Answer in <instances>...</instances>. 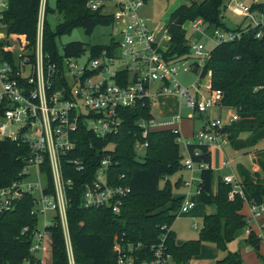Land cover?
Here are the masks:
<instances>
[{
	"label": "trees",
	"instance_id": "16d2710c",
	"mask_svg": "<svg viewBox=\"0 0 264 264\" xmlns=\"http://www.w3.org/2000/svg\"><path fill=\"white\" fill-rule=\"evenodd\" d=\"M92 0H57L56 8L48 4L45 11L44 50L53 60L60 61L57 40L71 35L77 29H84L92 35L99 26L114 27L115 17L93 10ZM170 16L167 33L169 47L165 53L168 61L188 59L191 49L185 30L187 23L202 19L208 32L216 30L239 31L243 25L232 29L225 22L227 0H184ZM41 0H9L5 17L8 37L16 38L23 50L36 46ZM252 12L264 14V2L253 4ZM58 13L62 22L54 29L49 16ZM261 33V37L257 34ZM119 42L112 40L109 46H95L73 42L64 47L65 57L77 58L89 53L92 58L104 52L113 55ZM1 55L10 61L14 53L9 43L0 41ZM212 73L214 90L223 93L222 104L234 110L239 121L226 129L230 144L236 151L256 148L264 140V25L243 30L241 37L232 42L217 45L207 61L204 75ZM123 78L129 75L124 73ZM121 128L116 135L97 138L88 131L84 123L80 126L78 145L65 161L67 179L74 181L69 192V227L73 242L76 264H117V244L126 248L142 243L136 253L138 263L154 258L153 247L166 235L165 246L173 264H191L199 256L204 243L214 245L226 254L222 264H242L229 246L243 236L249 228V221L243 214L245 201L240 195L230 200L232 190L223 178L216 177L212 167L200 173L199 185L202 203L214 207L215 213L207 214L200 237L183 245L177 244L173 225L179 216L184 198L177 197L169 177L179 173L184 166V155L178 142L180 134L172 130L156 131L149 134L145 159L136 150L137 142H145L139 122L155 118L151 101H141L135 108L120 109ZM198 150L199 156L194 152ZM29 149L10 139L0 140V188L11 186L19 179L26 165ZM196 163L212 164V152L207 145H191L188 149ZM106 155L112 158L110 182L124 184L131 188L124 199L121 212L114 213L108 208L85 209L82 207L84 186L94 181L97 169ZM79 159L85 164L83 172L77 171L69 160ZM255 163L261 171L253 174L244 167L239 168L240 182L245 197L250 202H264V151L257 154ZM124 176V178H122ZM166 181L164 187L161 183ZM52 182L50 183L51 186ZM182 181L177 182L178 187ZM195 199V198H194ZM196 200V199H195ZM34 197L25 194L15 202V207L0 213V264H22L30 258L32 236L39 226V218L32 214ZM28 228V231L25 229ZM46 263L68 264L64 232L54 225L47 228ZM246 244L260 253L262 238L251 231ZM259 258H263L260 254Z\"/></svg>",
	"mask_w": 264,
	"mask_h": 264
},
{
	"label": "built area",
	"instance_id": "2783aa9c",
	"mask_svg": "<svg viewBox=\"0 0 264 264\" xmlns=\"http://www.w3.org/2000/svg\"><path fill=\"white\" fill-rule=\"evenodd\" d=\"M146 1L148 0H96L94 2L98 3L92 4L95 11L113 2L117 9L116 13L107 12L114 15L121 35L118 49L113 55L109 56L104 52L100 57L92 58L88 52L90 59L85 64H80L79 60L87 53L77 58L60 54L59 62L53 60L44 50V21L48 0H41L35 48L14 53L13 62L0 54V140L10 139L25 145L30 153L19 179L9 187L0 188V213L12 210L15 202L25 194L32 195V214L39 218V224L40 217L46 219L47 214L54 213L45 229L54 225L62 227L68 264H76L68 219V194L74 189V181L67 179L65 161L78 145L82 123L97 138L116 135L121 128L119 110L135 108L146 99L151 101L153 107L156 101L153 99L152 89L158 87L157 83L160 86L156 90V98L163 95L177 96L194 113L203 115L215 107L225 108L222 104L223 93L213 89L212 73L209 71L204 75L211 55V51L201 42L208 34L204 20L190 22L194 31L188 42L190 57L170 62L165 57L168 48H162L148 22L140 17V9ZM228 2L229 10L246 21L243 24L244 31L264 25V14L251 10L252 5L260 3L259 1L250 5L243 0ZM8 9L9 0H0V33L6 28L5 17ZM243 30H216L213 39H216L217 45L232 42L241 37ZM257 37H261V33ZM164 40L169 42L170 37L165 35ZM124 59L128 63L124 69L117 70L119 60ZM181 70L195 77L188 87L183 86L178 79ZM124 73L129 77L123 78ZM204 78H208V81L203 82ZM182 119L180 115H175L139 122L145 142H137L136 150H146L149 146V134L162 130H172L175 134H180L178 142L187 149L191 145H207L210 149L216 147L223 150L230 145L226 129L239 121V116L233 112L225 120L221 117L214 118L191 139H184L181 135L178 126ZM194 155L199 156L200 152L196 150ZM69 162L77 171L85 170L83 161L73 159ZM112 164L111 156L106 155L96 171L94 181L84 186L83 208H108L116 214L121 212L123 201L130 194L131 188L124 184H111ZM196 164L200 172L211 167L207 163H196L189 154L184 168L192 172V177L190 181L184 182L189 192L183 197L179 215L196 207V196L191 191L195 186L197 194H201V178L197 180L195 177ZM224 166L229 167L230 162H224ZM31 168H35L39 180L46 177L45 187L41 181L36 185L27 182L32 177L29 173ZM223 181L232 187L230 200L240 195L249 208V228L245 231L248 235L253 231V221L264 216V202L258 204L248 201L243 186L235 175H227L223 177ZM35 190L40 192L39 197L35 195ZM46 234L40 231L39 226L36 228L30 247L31 259H25L22 264H47ZM165 238L166 235L153 247L154 258L141 263L137 262L135 256L142 249V243L137 246L128 245L126 248L117 244L114 249L118 254L117 264H173L165 246Z\"/></svg>",
	"mask_w": 264,
	"mask_h": 264
},
{
	"label": "rangeland",
	"instance_id": "374dc122",
	"mask_svg": "<svg viewBox=\"0 0 264 264\" xmlns=\"http://www.w3.org/2000/svg\"><path fill=\"white\" fill-rule=\"evenodd\" d=\"M56 1L57 0H48V5L55 9L56 8ZM96 0H92L89 3V6L92 7V4H97L98 2H94ZM198 2L202 0H196ZM229 0L226 1V6L228 5ZM244 1V0H243ZM261 2L263 3L264 0H245L246 4L250 5L254 2ZM182 4H185L184 0H148L144 4V6L140 9V17L146 21L149 22V25L151 28H154L155 30V39L160 42L162 48H166L168 46L167 40H162V37L167 35V24L170 19L171 14L178 9ZM103 10L104 14L110 13H116L117 9L114 6L113 3H107L106 7H101L98 10ZM225 22L227 25H229L230 28L236 29L238 26L242 25L244 23V18L238 17L234 14L232 10H229L227 7V11L224 14ZM62 16H60L58 13L51 14L49 16L50 23L52 27L55 29L58 24H60L62 21ZM45 22V21H44ZM189 24L187 23L185 27L189 28ZM116 26V27H115ZM114 27H104L99 26L97 27L92 35H87L84 31V29H77L75 30L71 35H65L57 40L58 48L60 53H64V47L69 45L73 42H81L85 45H87L88 50H90L91 47L95 46H109L112 43V40L120 41L121 35L119 32V29L117 28L118 25L115 24ZM191 29V27H190ZM45 30V25H44ZM153 30V29H152ZM192 31V30H189ZM193 32V31H192ZM189 36L191 37L190 33ZM0 40L7 42L11 45L13 53L17 54L23 48L21 47L19 41L14 37H8L6 28L3 30V32L0 33ZM201 42L205 45L206 49L209 51H212L216 45L217 41L216 39H213V32H208L207 37L202 38ZM25 51V50H23ZM89 52V51H88ZM87 52V55H85L83 58L79 60L80 64H85L89 59L90 55ZM118 58L120 56V50L117 52ZM128 63L126 59L119 60L118 64L116 65L117 70L124 69V66ZM190 64V63H189ZM180 83L188 87L190 84L194 81L195 77L191 73H186L184 70H181L178 77ZM208 81V78H204L203 82ZM158 87L160 86L159 83H157ZM157 86L152 89V96L153 99L156 101V103L152 107V113L158 117V119H164V118H170L175 115H180L183 119L181 121L182 123V130L183 133H195L198 134L202 129L204 128L203 124L206 121L207 118L213 119V118H222L227 119L229 112L222 111L221 108L215 107L213 109H210L205 114H199L194 113L191 110H189L184 103L181 101L179 102L176 100L177 98L174 96H165L160 97L157 96L156 98V90L158 89ZM193 115V119H190V116ZM210 121V120H209ZM193 124V127H192ZM181 149L184 155V159L182 161V165H185V162L189 159V154L187 152V148L181 144ZM260 148L264 149V142L260 145ZM225 152L221 151L220 149L216 147H211V151L213 154V164L212 169L214 170L216 177H225L227 175H233L238 173L239 167H244L246 169L256 171L257 169L253 165V159L252 155L255 154V152H252L251 155H245L243 152H236L231 146L225 147ZM261 149V150H262ZM138 155L140 158L145 159L146 156V150H137ZM230 162L229 167H223L224 162ZM182 171V172H181ZM179 173L176 175H173L169 177L170 183L173 187V191L175 194H183L184 196L188 194L189 190H186L184 186V182L190 181L192 177V172L186 168H183ZM36 170L35 168H31L29 170V173L32 174V177L27 180V182L36 185L40 181L42 183V186L45 187L47 183L46 177H43L39 180L38 176L35 174ZM200 170L198 168V165H195V177L197 180L200 179ZM183 177V186L177 185L178 180ZM166 184V181H163L161 183V187H164ZM198 185V183H197ZM197 186H195L194 189L191 191L196 196V207L191 210L188 213H182L180 214L177 219L174 222L173 230L177 235V240L180 243H186L189 241H196L200 237L201 230L204 225V217L207 215V213H215L214 207H207L205 206L200 198V195L197 194ZM35 195L37 197L40 196V192L35 190ZM54 213L47 214V218L40 217V224L39 229L42 233H46L45 226L47 223L51 221V218L53 217ZM196 224V228H195ZM254 230L259 233V230L257 229L258 225L255 223L253 225ZM256 233V234H257ZM259 234H257L258 236ZM249 235L246 233L243 234L242 237L234 241L230 246L229 250L234 253L240 255L242 264H264V244L260 248V253H258L255 248L252 246H249L246 244L245 240H247ZM47 237V234H46ZM263 243V240H262ZM261 243V244H262ZM261 255L263 258H259L258 255ZM225 258L224 253H219L215 246L212 244L204 243L202 246L201 255L199 258L194 260V264H222V259ZM46 260V258H45Z\"/></svg>",
	"mask_w": 264,
	"mask_h": 264
},
{
	"label": "crops",
	"instance_id": "0c3cea01",
	"mask_svg": "<svg viewBox=\"0 0 264 264\" xmlns=\"http://www.w3.org/2000/svg\"><path fill=\"white\" fill-rule=\"evenodd\" d=\"M244 2H245V0H244ZM246 3V2H245ZM170 20V19H169ZM148 22V21H147ZM246 21L244 20V23H245ZM168 23H169V21H168ZM243 23V24H244ZM148 24H149V22H148ZM189 25V28H188V30H187V28L185 27V30H186V32H187V37L190 39L193 35H194V31L192 30V29H190V27H191V25H190V23H188ZM242 24V25H243ZM150 26V25H149ZM167 26H168V24H167ZM151 28V27H150ZM151 29H153V31H154V34H155V30H154V28H151ZM166 29H167V27H166ZM234 29V28H233ZM189 30H192V31H189ZM189 33H190V35H191V37L189 36ZM164 37L165 36H163L162 37V42H163V40H164ZM169 43V42H168ZM169 47V44H168V46L166 47V48H168ZM165 96H167V95H163V97H165ZM160 97H162V96H160ZM168 97H170V96H168ZM174 97H176L177 99L176 100H178L179 102H180V100H179V98L177 97V96H174ZM222 111H227V112H229V115L231 114V113H233V112H235L234 110H232V109H227V108H224V109H221ZM196 114V113H195ZM228 115V116H229ZM155 118H157L158 119V117H156L155 116ZM190 119H193V115H191L190 116ZM214 119V118H213ZM209 120H212V119H209V118H207L206 119V121L204 122V124H203V126H204V128L206 127V125H207V123L209 122ZM192 127H193V124H192ZM178 128H180L181 129V135H182V137L184 138V139H191V138H193L196 134L195 133H188V132H185V133H183V130H182V123H181V125L180 126H178ZM203 128V129H204ZM264 142V140L263 141H261L260 143H259V145L256 147V148H253V149H251V150H248V151H236V152H243L245 155H248V154H250L251 155V153L252 152H255V154L254 155H252V159H253V165H254V167L257 169L255 172L254 171H252V170H249V169H247V170H249L250 172H252L253 174H255V173H259L260 171H261V169H260V167H259V165H257L256 163H255V160L257 159V154L259 153V152H261V151H264V149H262V148H260V145L262 144ZM228 146H231V144L230 145H228ZM232 147V146H231ZM262 149V150H261ZM221 150V149H220ZM225 148L223 149V150H221V151H223V152H225ZM187 152H188V149H187ZM212 152V151H211ZM212 164H213V154H212ZM212 164H211V167H212ZM223 167H225L224 166V163H223ZM240 168V167H239ZM182 172V171H181ZM233 175H235L236 177H238L239 178V180H240V176H239V169H238V173L237 174H233ZM183 175L181 176V178L179 179V180H181L182 182H183ZM221 178H223V177H221ZM178 180V181H179ZM184 184V183H183ZM183 184H181V186H183ZM177 197H184V195L183 194H175ZM207 214H209V213H207ZM243 214L244 215H246V217H249L250 216V212H249V208H248V206L247 205H245L244 206V209H243ZM205 218V217H204ZM255 223H257V225H258V227H257V229L259 230V233H257L255 230H254V227H253V225L255 224ZM173 228V227H172ZM252 230H253V232H255V233H257V234H259L258 236L259 237H261L262 239H263V243H262V245L264 244V216L263 217H261V218H259V219H257V220H254L253 221V224H252ZM177 244L178 245H183L184 243H180L178 240H177ZM261 245V246H262ZM216 248V247H215ZM216 250L219 252V253H223V252H220L217 248H216ZM225 254V253H224ZM201 255V254H200ZM199 255V256H200ZM199 256H197V257H195L192 261H191V264H194L193 262H194V260H196L197 258H199ZM225 257H226V254H225ZM225 258H223L222 260H224Z\"/></svg>",
	"mask_w": 264,
	"mask_h": 264
},
{
	"label": "water",
	"instance_id": "95a60500",
	"mask_svg": "<svg viewBox=\"0 0 264 264\" xmlns=\"http://www.w3.org/2000/svg\"><path fill=\"white\" fill-rule=\"evenodd\" d=\"M236 256H238V254H235Z\"/></svg>",
	"mask_w": 264,
	"mask_h": 264
}]
</instances>
